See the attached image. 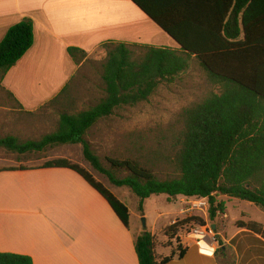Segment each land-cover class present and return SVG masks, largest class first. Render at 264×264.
<instances>
[{
	"label": "trees",
	"instance_id": "trees-1",
	"mask_svg": "<svg viewBox=\"0 0 264 264\" xmlns=\"http://www.w3.org/2000/svg\"><path fill=\"white\" fill-rule=\"evenodd\" d=\"M132 1L179 48L106 43L101 71L104 100L87 111L62 114L57 131L40 141L0 138V149L23 155L49 146L81 144L91 167L114 186L129 188L139 198L141 211L146 199L161 195L169 199L207 198L209 220L215 225L219 214H226L227 204L221 197L246 201L264 211V0ZM34 42L30 19L8 30L0 43L1 82ZM68 53L77 65L84 66L88 61L83 50L69 48ZM195 66L204 72L211 89L179 115L181 130L172 143L177 177L158 179L150 159L143 163L139 158H106L109 167H104L86 139L89 131L118 109L148 102L160 86L175 83ZM76 77L48 108L57 104ZM7 93L21 108L13 94ZM41 168H65L79 174L129 228V207L87 170L65 159L47 162ZM24 169L0 168V173ZM120 172L127 175L120 178ZM196 224L205 226L206 221L191 216L168 226L165 236L173 250L160 260L155 253V237L142 233L135 243L139 264H169L176 257L182 260L187 249L183 248L180 233ZM236 227L257 236L254 239L258 246H252L251 251L260 258L259 264H264V225L241 221ZM0 264L33 261L28 256L0 253Z\"/></svg>",
	"mask_w": 264,
	"mask_h": 264
},
{
	"label": "crops",
	"instance_id": "crops-1",
	"mask_svg": "<svg viewBox=\"0 0 264 264\" xmlns=\"http://www.w3.org/2000/svg\"><path fill=\"white\" fill-rule=\"evenodd\" d=\"M25 19L33 22L34 45L6 74L2 86L28 115L56 111L48 106L84 64L74 62L69 48L83 50L88 59L109 42L179 48L132 0H0V43L11 27ZM41 93H47L45 101L34 105ZM46 150L53 154L36 156L29 165L0 166L25 168L0 173V253L28 256L33 264H139L135 243L146 232L143 228L132 226L131 217L126 228L108 202L76 172L41 168L60 159L83 167V145H55L33 153ZM75 150L80 156L74 161ZM182 199L186 197L171 201ZM179 204L181 217L183 204ZM176 220L162 227L164 236ZM151 234L157 259L168 257L158 251L173 250L165 246L167 237L162 241L154 229ZM250 236L237 227L232 236L226 229L216 233L217 239L228 244L235 241L232 247L237 254L249 249ZM181 241L187 249L185 257L169 264H218L214 249L205 243H201L202 252L212 257L200 254L193 241Z\"/></svg>",
	"mask_w": 264,
	"mask_h": 264
},
{
	"label": "rangeland",
	"instance_id": "rangeland-1",
	"mask_svg": "<svg viewBox=\"0 0 264 264\" xmlns=\"http://www.w3.org/2000/svg\"><path fill=\"white\" fill-rule=\"evenodd\" d=\"M105 58L106 52L102 50L88 59L79 69L72 85L58 99L57 104L50 107L56 109L53 114L28 115L24 113L3 88L0 75V138L13 136L23 142L40 141L43 137L57 131L62 114L74 115L98 105L106 97L101 79ZM210 89L206 75L198 66H195L175 83L160 86L148 102L118 109L113 116L99 121L89 131L86 139L106 168L109 167L106 158H139L143 163L150 159V166L152 165L158 179L167 180L177 177L172 164L175 154L172 143L181 130L179 115L184 108L199 102ZM45 96L47 93L38 94V100H34L33 104L40 105L45 101L43 98ZM52 154L51 150H46L44 153L21 155L0 149V166L29 165L35 162L36 156ZM72 155L74 161L79 159V151L75 150ZM80 164L97 181L126 203L130 209L132 226H139L149 233H152L154 229L162 241L165 239L161 233L162 227L180 217L179 203L183 204L184 208L188 206L187 199L176 202L171 199L166 200L167 197L161 195L146 199L143 203V211H141L139 198L129 188L114 186L105 175L93 169L84 157ZM126 175L127 173L120 172L118 177L123 178ZM221 199L227 204V209L226 214H219L216 219L215 234L218 230L226 229L227 234L232 236L236 231L237 223L241 221L264 224V211L258 206L228 197H221ZM208 211H195L188 216L203 218L206 221L205 227L209 226L207 230L213 229ZM188 216L181 213L180 219ZM200 229L199 224L188 227L180 233L179 238L181 240L182 237L186 242L187 234ZM254 238L250 236L247 240L249 249L239 251L238 254L232 247L235 241L228 244L225 239L220 238L217 240L213 258L218 260V264H258L260 258L251 251L252 246H258ZM168 242L165 246H169ZM174 242L172 244L175 245ZM158 251L167 256H170L172 252L169 248H161Z\"/></svg>",
	"mask_w": 264,
	"mask_h": 264
},
{
	"label": "built area",
	"instance_id": "built-area-1",
	"mask_svg": "<svg viewBox=\"0 0 264 264\" xmlns=\"http://www.w3.org/2000/svg\"><path fill=\"white\" fill-rule=\"evenodd\" d=\"M186 199L188 200L187 201L188 206H187V208H184V206H183V209L180 212L185 216L191 215V213L195 212V211L207 212L209 210L210 205H209V201L207 198H187L186 197ZM188 217H190V216H188ZM205 226L200 225V227H201L200 230H197V231L194 230L193 231L194 233L192 232L190 234H187L185 236V239H186V242H192L193 241L195 243V245L197 246L200 254H202L204 256L212 257L209 254L202 252L201 243L202 242L205 243L209 249H214L213 253L215 254L216 243H217L218 239L216 237L214 228L213 229L210 228L207 230V228L209 226L208 227H205ZM203 229H205V231H203Z\"/></svg>",
	"mask_w": 264,
	"mask_h": 264
}]
</instances>
